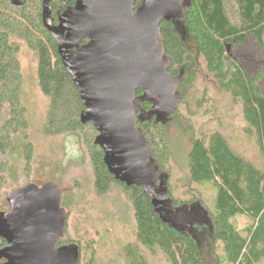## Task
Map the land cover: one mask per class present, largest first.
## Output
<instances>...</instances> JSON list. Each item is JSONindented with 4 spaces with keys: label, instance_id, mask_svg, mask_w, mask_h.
<instances>
[{
    "label": "trees",
    "instance_id": "1",
    "mask_svg": "<svg viewBox=\"0 0 264 264\" xmlns=\"http://www.w3.org/2000/svg\"><path fill=\"white\" fill-rule=\"evenodd\" d=\"M43 1L24 0L22 4L15 5L12 0H0V186L6 183L12 172L14 154L26 168L34 162L18 58L17 42L23 41L38 56V83L47 99L42 133L47 137L83 136L90 152L97 193L106 195L117 186L132 204L137 241L124 248L126 264H151L143 250L160 251L169 264H263L264 168H258L237 154L219 131L191 137L188 156L190 179L199 186L210 185L215 190L211 208L197 202L206 210L213 228L216 246L212 250L213 262L208 260L191 233L166 222L149 194L135 186L127 187L109 172L104 163V153L95 144L97 131L90 123H81L83 103L62 64L58 43L48 26H57L59 17L68 7L75 6V0L67 5L59 0L51 2L47 15ZM142 1L136 0V9ZM181 3L184 10L179 25L193 39L194 51L185 46L175 22L163 21L160 45L164 57L169 60L168 74L181 76L192 86L197 66H205L219 87L239 104L247 131L255 137L264 155V94L260 87L263 71L251 75L241 60L231 54L236 47L245 45L249 38H254L260 47L264 45V0H181ZM142 95V91H137V97ZM180 97L182 103L183 94ZM152 110V103H142V111L137 112V129L153 153V163L164 173L172 154L168 123ZM169 191L167 194L173 210L194 204L178 203ZM6 205L0 206V214L10 211V206ZM61 207L69 213V205L63 198ZM238 217L250 220L245 230H239L234 224ZM70 244L78 245L79 264H83L80 239L69 238L67 220L66 234L58 246ZM5 246L6 241L0 237V250ZM216 247H221L222 253L217 252ZM91 261L87 264H92ZM4 262L0 259V264Z\"/></svg>",
    "mask_w": 264,
    "mask_h": 264
},
{
    "label": "water",
    "instance_id": "2",
    "mask_svg": "<svg viewBox=\"0 0 264 264\" xmlns=\"http://www.w3.org/2000/svg\"><path fill=\"white\" fill-rule=\"evenodd\" d=\"M23 1L12 0L15 5ZM53 1H43L46 15ZM59 1L67 5L72 0ZM135 2L75 0L57 26L47 24L83 103L81 123H90L97 131L95 144L102 149L109 172L127 187L143 189L166 222L177 228L167 191L155 183L153 153L137 129V112L143 102L152 103V113L159 109L165 118L177 111L176 89L182 77L167 72L160 25L180 20L184 5L181 0H143L136 9ZM137 91L143 95L137 97ZM62 197L61 187L53 181L42 186L30 183L7 194L10 211L0 214L4 264H79L77 244L58 246L68 218Z\"/></svg>",
    "mask_w": 264,
    "mask_h": 264
},
{
    "label": "rangeland",
    "instance_id": "3",
    "mask_svg": "<svg viewBox=\"0 0 264 264\" xmlns=\"http://www.w3.org/2000/svg\"><path fill=\"white\" fill-rule=\"evenodd\" d=\"M175 23L185 46L193 52V39L181 29L179 20H175ZM17 45L24 83L23 101L27 107L29 136L34 146V162L26 168L25 163L20 162L19 156L14 154L12 172L6 183L0 186V206L9 205L6 195L12 190L30 183L42 186L53 181L61 187L62 198L69 205V238L80 239L82 263L87 264L92 259V264H126L124 248L137 241V224L132 204L117 186L106 195L97 193L90 152L83 136L47 137L42 133L47 99L38 83V56L25 42L18 41ZM231 54L241 60L251 75L263 71L260 87L264 94V45L260 47L254 38H249L245 45L236 47ZM194 73L192 86H189L188 80L183 79L177 86L176 94H183L178 113L165 118L161 110L155 111L159 118L168 123L172 154L164 173L153 162L151 170L158 189L170 190L169 193L178 203H194L173 210L172 223L178 229L191 233L204 256L213 262L212 250L216 245L213 228L204 207L209 209L213 206L215 190L210 185L199 186L190 179L188 156L191 137L219 131L237 154L260 169L264 168V155L255 137L247 131L239 104L219 87L205 66L199 64ZM234 224L239 230H245L250 220L238 217ZM221 250V247H216L217 252L222 253ZM142 253L151 264H169L160 251L143 250Z\"/></svg>",
    "mask_w": 264,
    "mask_h": 264
}]
</instances>
